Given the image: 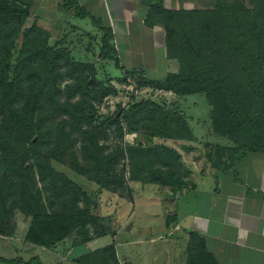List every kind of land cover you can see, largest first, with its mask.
<instances>
[{"label": "trees", "instance_id": "obj_1", "mask_svg": "<svg viewBox=\"0 0 264 264\" xmlns=\"http://www.w3.org/2000/svg\"><path fill=\"white\" fill-rule=\"evenodd\" d=\"M155 1L156 4L152 8L161 12L167 30V75L164 80L158 81L148 80L141 72L135 70L124 73L127 76H135L138 87L149 85L157 89L171 90L178 96L203 93L210 106L208 117L212 130L232 143L223 150L222 169L233 167L250 152H264V0H251V10L239 0L233 3L226 0H209L211 6L208 8L178 11L165 10L161 0ZM13 2L0 0V46L19 32L27 14L24 10L26 8L21 9L19 4ZM20 2L26 3L27 0ZM62 2L66 9H72L79 18L89 17L100 29H104L76 0ZM182 27L188 29L187 33ZM31 31L37 35L44 34L45 37L40 39L36 35L29 38L12 61L0 54V115L4 106L10 109L7 124L0 125V149L8 152L5 154L7 158L12 156L20 159L21 164L29 163L30 168L37 170L40 179L50 175L54 182L58 180L62 187L72 193V201L78 200L79 197L85 204L84 208L48 213L41 206L31 203L28 211L32 213V220L26 234L27 239L50 247L74 233L76 238L73 243H82L90 239L87 226L95 223L96 219L89 209L90 200L80 186L51 166V160L65 162L62 157L67 154L70 144L66 142L69 132L66 133L63 126L70 123L72 130H82L81 123L91 122L93 116L82 100L58 103L56 108L68 117V121L64 120L65 124L58 126L53 148L43 152L39 148L41 125L35 114L41 109L43 99L53 103L60 91L57 80L62 76L59 71L63 64L62 59L72 73L89 71L74 77V82L67 87L68 99L75 94L85 97L93 93L90 97L101 101L113 89L99 85L94 90L92 79L95 77V70L91 64L74 61L63 46L49 45L48 33L37 27L32 26L26 30V37ZM183 35L190 38L182 39ZM110 39V31L105 30L101 38L99 56L113 59L119 67L116 53L113 50L109 53ZM171 58H176V61L170 60ZM30 62L37 63L38 67L22 71L26 63ZM20 99V106L14 107ZM121 113L129 130L137 129L136 125L142 118L152 120L153 115H156L153 122L144 124L150 130L147 136L152 138L177 140L189 133L187 122L179 112L164 110L154 102L141 100ZM116 117L113 115L104 122L113 121L116 130L122 134L120 118ZM83 132L88 135V144L83 145L81 150L82 154L93 162L94 174L91 178L99 187L111 190L109 185L117 179L112 180L110 169H105L104 164L113 161V155L102 151L103 147L94 133L88 130ZM163 149L166 150L162 151V162L167 164L169 149L162 145L161 150ZM122 150L123 148H120L119 155H122ZM128 150L132 156L137 155L138 157H135L148 165L152 157L157 156V151H160L154 147L132 146L128 147ZM69 156L75 159L73 153ZM70 167L79 174L83 172L77 165L70 164ZM170 171H164L165 175L163 172H156V180L165 185L171 184L175 178L171 173L167 174ZM8 186L9 183L5 180L0 184L1 218L6 216L2 207ZM102 250H110L116 262L111 245L82 257H89L95 264H105L100 256ZM80 258L81 256L77 259ZM2 262L43 264L36 256L28 261L0 256V263Z\"/></svg>", "mask_w": 264, "mask_h": 264}, {"label": "rangeland", "instance_id": "obj_2", "mask_svg": "<svg viewBox=\"0 0 264 264\" xmlns=\"http://www.w3.org/2000/svg\"><path fill=\"white\" fill-rule=\"evenodd\" d=\"M20 1L21 0H11V2L19 4L21 6L19 8H26L24 10H26L27 14L23 19L19 32L12 39L1 43V55L6 56L10 61H12L17 56L25 41L37 35L36 32L31 31L29 32L28 37H26L24 32L31 29L32 26L37 27L48 33L47 42L49 45L58 44L57 47L63 46V43H68L69 40H73L74 56H72V59L74 61H81L83 63L87 62L86 64L92 65L95 64L98 74H96V76L92 79V83L95 86L93 88L94 90H96L99 85H102L105 88L109 87L113 89V91L104 96L101 101L91 98L90 96L93 93L90 96L87 95L85 97H81L80 94H75L71 99H68V85L74 82V77H76L77 74H84L87 71L84 70L82 72L79 71L72 73L67 68V65L64 64L65 62L62 59L63 64L59 67V71L62 73V76H60L57 80V86L60 91L56 94L53 103H49L47 99H43L41 109L35 114V117L39 119L38 121L40 122L42 132V137L39 142L40 150L45 152L53 148L58 128L65 124L64 120L68 121V117L62 114L56 108V105L65 101L75 102L82 100L85 108L89 109L91 112L93 120L89 123L82 122V130H72V125L69 122V124L63 126V130L66 133L69 132L66 142L70 144V147L67 154L62 157L65 162L51 160V166L55 170L63 172L67 177L71 178L75 184L80 186L90 200L89 209H91L92 214H100L101 205L98 201L100 198L98 192H100L101 187L97 186V188H95V182L91 178L94 174L93 162L88 160L82 154L81 150L83 145L85 146L88 144V135L83 131L88 130L89 132L94 133L95 136L98 137L99 144L103 147L102 151L105 154L110 153L113 155V161H107L104 164V168L110 169L112 180L117 179V181L109 185V189L111 190H107L113 191L119 196L127 197L131 200L133 199V193L136 197V206L133 217H131V221L134 222V226L131 231H127L126 229L120 231L118 240L135 239L138 235H140L138 238L143 239L146 231L145 229H142L141 226L137 228L136 225H139L142 222L143 225L146 224L145 220H147L148 217V210L144 204V198L147 195L146 193H149L153 195V197L157 198L160 191H163V193L165 191L161 188V186H167L173 194L169 195L168 193H165L164 196L168 194L169 196L174 197L183 189V187H187L194 172L199 174V170L205 169L208 164L209 166H213L215 169H221L224 164V156L222 154L223 150L225 146L232 144L231 141L225 136H220L219 133L212 130L210 121H208L210 106L203 93H195L181 97L178 95H172L169 92H162V90L155 89L153 87H150L151 89L139 88L135 76L131 77L125 75L123 77H117V75L119 76L121 73L119 67H117L112 60L107 61L106 64L105 61L98 59L96 52L98 50L97 47H99V43L92 41L89 43V38L86 36L85 31H87V29L94 31V29H91L90 27V21H86L84 25L80 26V33L74 31L75 34L72 35L70 33L73 31H71L72 29L68 24L69 22L64 25L59 20L55 21V19L53 20L49 17L47 0H27L26 3H21ZM226 1L228 3H233L236 0ZM239 1H241L249 10L252 9L251 0ZM68 15H66V19H70V16ZM182 29L186 30L183 27ZM93 34L97 36L96 39L98 40V31H94ZM37 36L40 39L45 37L44 34H38ZM189 38L190 37L187 35L182 36V39L188 40ZM2 46H4V48ZM88 51L91 52V56H82L83 54H88ZM170 60L176 61V58H171ZM37 67V63H26L22 71ZM110 76L112 78H116L118 83H110L109 80H107ZM141 100L154 102L163 107L164 110L179 112L184 119L186 118L192 124L191 125L186 121L189 133H185V137L177 140L172 138L165 140L149 138L146 135L150 130L144 124L153 122L157 117L156 115H153L152 120L142 118L136 125L137 129L129 130L122 119L121 112L122 110L127 109L130 105ZM21 102V99L18 100V102L14 104V107L18 108ZM9 110V107H3L0 115V125L7 124V114ZM182 111L183 114L181 113ZM113 115L120 118L123 127L122 134L116 130V125L113 121H110V123L106 121L104 122V120ZM196 120L199 121V124H196ZM162 145L169 149V154L166 159L167 164H163L164 162H162V151L166 150H161ZM131 146L139 148L154 147L160 151H157V156L154 155L150 161V165H148L145 161L143 163L142 160L137 158V155H135L137 157L131 155L132 153L128 150V147ZM120 148H123L122 155H119ZM6 153L8 152H3L0 149V184L3 180L9 183V186L6 188L5 199L2 207V209L6 212V216L3 218L0 217V241L4 242L5 239L8 240L9 238H13V241H10V244H14V239L23 242L29 241L26 234L32 220V213L28 211L31 203L41 206V208L48 213L61 212L66 209L75 210L77 208L85 207V204L81 201V199H79V197L78 200L72 201V193L69 189L62 187L58 180L54 182L50 175H48L45 179H40L37 170L30 168L29 163L21 164L20 159H15L12 156L7 158L5 155ZM72 153L75 155V159L69 156ZM208 154H210V156ZM70 164L77 165L83 170V172L79 174L73 171ZM167 170H171L170 172H167V174L171 173L173 175L172 177L175 178V181L171 180V182H174L169 185L159 183V181L155 178L156 172H163L162 174L165 175L166 173L164 171ZM76 179L81 180L84 183H77ZM216 180L217 178L213 181L215 182ZM108 202L109 201L107 200L102 201V207H104L103 213L105 212L104 214L109 212V210L105 209V207L108 206ZM0 214L2 216L1 209ZM116 219L117 220H115V222L113 221L111 223L109 218L106 216L103 218L102 224L94 225L93 223V225L89 226L90 231L94 232V229L97 228V232L101 233L103 231H109L110 226L112 230H115L118 223L122 222L123 216L118 214ZM65 237L64 241H62L60 245L62 249L67 250L68 247H71L72 242H74L76 234L72 233ZM108 237L109 239L111 238V233L108 234ZM59 242L60 241L55 244ZM6 243L7 245H2V250L0 251V256H3V258L6 259L15 260L20 258L23 261H28L37 255L39 260L44 264L96 263L89 257H82L83 255L80 260L74 261L67 258L68 256L65 257L58 251H53L51 248H47L48 251L44 252H40L39 250L27 252L25 250L21 251L15 247L11 248L7 241ZM123 248L125 249L126 246ZM145 248V245L142 244L132 245L131 252L133 255L131 259L134 260L135 264H152L153 255L145 253ZM74 253H80V250L75 249ZM100 256L105 264H117L112 258L110 250H102ZM0 264L15 263L2 262Z\"/></svg>", "mask_w": 264, "mask_h": 264}, {"label": "crops", "instance_id": "obj_3", "mask_svg": "<svg viewBox=\"0 0 264 264\" xmlns=\"http://www.w3.org/2000/svg\"><path fill=\"white\" fill-rule=\"evenodd\" d=\"M76 1L100 22L104 29H100L89 17L76 16L72 9H66L62 5V0H47L49 17L64 25L69 22L72 35L75 34L74 31L80 33V26L90 21L91 29L98 31V40L93 34L94 31L88 29L85 31L86 36L89 43H99L96 56L106 64L107 61L114 60L102 58L99 54L101 38L105 30H109V53L111 54L112 50L116 53L121 70L117 77L125 76V71L135 70L141 72L148 80L165 79L168 72L167 30L161 12L152 8L156 4L155 0ZM161 5L163 9L170 11L198 10L211 6L209 0H161ZM66 15L70 16V19H66ZM85 27L87 28L86 25ZM63 47L72 58L73 40L63 43ZM82 56H91V52L88 51V54ZM92 66L96 76L98 70L95 64ZM107 80L110 83H118V80L111 76ZM139 88L150 86L143 85ZM162 92L176 95L170 90ZM181 113L183 114V111ZM185 120L191 124L186 118ZM196 124H199L198 120ZM76 181L84 183L81 180ZM97 186L95 183V188ZM161 188L165 191H160L157 198L149 193H146L144 198L148 210L146 224L143 225L142 222L136 225L137 228L141 226L145 229L143 239L138 238V235L135 239L118 240L120 231H131L134 226L131 221L136 206L134 193L131 200L101 188L98 192L101 213H93L96 217L94 225L102 224L106 216L111 223L115 222L120 214L123 220L115 230L110 226L109 231L99 233L95 228L94 232H91L89 226L93 223H90L87 226L90 239L82 243L72 242L67 250L62 249L60 245L64 238L52 247L17 239H14V244H10L13 238H4V242L0 241V251L2 245H7V241L11 248L27 252H44L51 248L75 261L82 255L111 245L117 264H135L131 259L132 245L142 244L146 247L145 253L153 255L152 264H264V152H250L228 170H218L208 164L205 169L199 170V174L194 172L187 187H183L174 197L169 196L173 194L169 187ZM165 193L169 195L164 196ZM103 200L109 201L105 207L109 210L106 214L103 213ZM75 249H79L80 253H74Z\"/></svg>", "mask_w": 264, "mask_h": 264}]
</instances>
